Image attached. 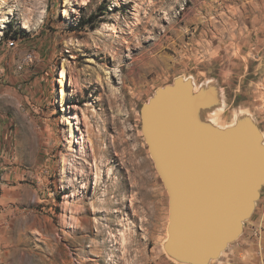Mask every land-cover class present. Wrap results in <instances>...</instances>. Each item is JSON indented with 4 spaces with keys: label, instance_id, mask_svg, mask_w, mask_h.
I'll list each match as a JSON object with an SVG mask.
<instances>
[{
    "label": "rangeland",
    "instance_id": "rangeland-1",
    "mask_svg": "<svg viewBox=\"0 0 264 264\" xmlns=\"http://www.w3.org/2000/svg\"><path fill=\"white\" fill-rule=\"evenodd\" d=\"M178 78L216 92L206 121L264 117V0H0V198L17 179L0 264H187L163 248L170 198L141 115ZM209 264H264V186Z\"/></svg>",
    "mask_w": 264,
    "mask_h": 264
},
{
    "label": "water",
    "instance_id": "water-1",
    "mask_svg": "<svg viewBox=\"0 0 264 264\" xmlns=\"http://www.w3.org/2000/svg\"><path fill=\"white\" fill-rule=\"evenodd\" d=\"M217 101L178 78L142 107V129L170 198L166 250L209 264L242 234L264 186V135L251 119L219 128L199 111Z\"/></svg>",
    "mask_w": 264,
    "mask_h": 264
},
{
    "label": "bare ground",
    "instance_id": "bare-ground-1",
    "mask_svg": "<svg viewBox=\"0 0 264 264\" xmlns=\"http://www.w3.org/2000/svg\"><path fill=\"white\" fill-rule=\"evenodd\" d=\"M66 14V13H65ZM138 24L140 23V19L138 18L137 19V21H136ZM109 30L112 32V33H116L118 30H117V25L116 24H111V27L109 28ZM62 77L65 79L66 77H65V74H64V72L62 73ZM195 92H197V90L195 89ZM210 120L212 121V122H207V123H210V125H213V126H216V127H219V128H225L224 126H221V125H219V120H218V117L216 116V115H213V114H211L210 115ZM214 122V123H213ZM235 125V124H234ZM231 126H233V124L232 125H228L227 127H231ZM70 136L71 137H77V135H76V133H75V131L74 130H72L71 131V133H70ZM75 142L76 141H73V140H70V150L71 151H76V149H75ZM78 142H79V139H78ZM150 152V151H149ZM152 157V156H151ZM66 164V163H65ZM65 174V173H64ZM99 174V173H98ZM65 176H68L67 174H65ZM68 178V177H67ZM98 179V178H97ZM69 196V195H68ZM100 203H102V202H100ZM105 203V202H104ZM104 203H102L103 205H105ZM99 208V207H98ZM96 210V209H95ZM115 213L116 212H119V210H118V208L114 211ZM96 213V212H95ZM169 224H170V218H169ZM169 224H168V227H167V238H166V240H165V242H164V244H163V248H164V250L166 251V243L168 242V240H169ZM171 257V259L173 260V261H175V262H180V260H178L177 258H175V257H172V256H170Z\"/></svg>",
    "mask_w": 264,
    "mask_h": 264
},
{
    "label": "crops",
    "instance_id": "crops-1",
    "mask_svg": "<svg viewBox=\"0 0 264 264\" xmlns=\"http://www.w3.org/2000/svg\"><path fill=\"white\" fill-rule=\"evenodd\" d=\"M256 121H257L256 124L259 126V128L261 129V131L263 132V135H264V117H257ZM10 170H11V172H10L9 178H7V180H5V184H2L5 191L2 194L0 200H12V199H14V196H11L10 192H9V196H8V192H6V190L11 191L13 188H15L12 184L17 182L16 175H14V173L16 171L15 168L13 167ZM14 193L15 192H13L12 194H14ZM1 215H2V213L0 214V216Z\"/></svg>",
    "mask_w": 264,
    "mask_h": 264
},
{
    "label": "built area",
    "instance_id": "built-area-1",
    "mask_svg": "<svg viewBox=\"0 0 264 264\" xmlns=\"http://www.w3.org/2000/svg\"><path fill=\"white\" fill-rule=\"evenodd\" d=\"M15 42H9L8 46H14Z\"/></svg>",
    "mask_w": 264,
    "mask_h": 264
},
{
    "label": "trees",
    "instance_id": "trees-1",
    "mask_svg": "<svg viewBox=\"0 0 264 264\" xmlns=\"http://www.w3.org/2000/svg\"><path fill=\"white\" fill-rule=\"evenodd\" d=\"M90 22V20H88L86 23H89Z\"/></svg>",
    "mask_w": 264,
    "mask_h": 264
}]
</instances>
